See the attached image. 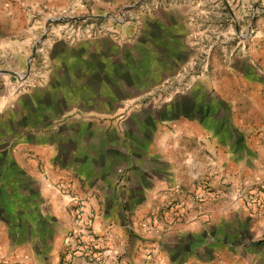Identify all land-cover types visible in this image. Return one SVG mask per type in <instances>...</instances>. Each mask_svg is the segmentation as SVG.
Returning <instances> with one entry per match:
<instances>
[{
	"label": "crops",
	"instance_id": "obj_1",
	"mask_svg": "<svg viewBox=\"0 0 264 264\" xmlns=\"http://www.w3.org/2000/svg\"><path fill=\"white\" fill-rule=\"evenodd\" d=\"M69 1L0 0L14 59L28 51L22 20ZM131 16L55 35L37 92L0 105V264H60L74 199L116 256L103 264H264V207L236 199L264 184V37L178 92L167 87L188 63L192 17L173 8ZM203 178L221 194L168 220L163 206Z\"/></svg>",
	"mask_w": 264,
	"mask_h": 264
},
{
	"label": "rangeland",
	"instance_id": "obj_2",
	"mask_svg": "<svg viewBox=\"0 0 264 264\" xmlns=\"http://www.w3.org/2000/svg\"><path fill=\"white\" fill-rule=\"evenodd\" d=\"M4 4L5 1L2 2L3 7H5ZM62 5H64L62 9L54 10V12L46 9L44 12H31L29 17L22 20L23 25L27 24L29 26L28 51L26 53L23 52L22 57L15 56L14 59V55H11L12 50L8 49L10 46L8 39L11 35L7 33L0 34V49H3L0 52V54L3 53L0 57V105L12 96L28 95L32 92H37L35 90L37 78L35 77H37V71L42 68L39 62L42 56L41 51L47 52L49 50L52 38L55 35H59L60 37L65 36L69 39L86 33H98L99 31L114 28L118 23H122V21L129 20L130 15L133 18H139L142 12H147L148 10L166 11L173 8L183 10L184 14L188 13L192 17L191 26L194 32L190 34L192 48L188 55V63L180 70V80L173 83L172 87H167L168 90L180 92L187 80L197 79V75H212L216 67L214 63L216 65L219 63L218 58L220 56L223 58V53L227 57L240 55L247 52L250 46L254 47V44L264 37V0H115L108 6L91 3V0H77L74 3L72 0L62 3ZM2 11H0V23L9 20L5 18L3 15L5 12ZM220 26L222 29H229L230 34L226 36L223 33H218L216 29ZM13 36L16 35L14 34ZM229 54L231 55L229 56ZM6 56H9L11 59H4L3 57ZM27 61L29 67L33 68V71L29 68V71L25 73ZM201 180L208 181L203 178L199 179L198 182ZM259 185L264 184L255 183L251 186ZM219 194H221V191H219ZM236 199L241 201L246 207L252 208L242 201L239 195ZM75 201L81 200L74 199L72 201L70 210L73 217V226L69 232H71L75 225ZM82 203L91 212L92 223L93 211L86 203ZM164 208L165 205L163 206V213L169 220ZM98 241L100 240L98 239ZM65 243L66 239L64 238L60 264L71 263H64L62 260ZM102 244L110 250L109 256L103 261L80 259L102 264L107 260H115L116 256L112 249L101 242Z\"/></svg>",
	"mask_w": 264,
	"mask_h": 264
},
{
	"label": "built area",
	"instance_id": "obj_3",
	"mask_svg": "<svg viewBox=\"0 0 264 264\" xmlns=\"http://www.w3.org/2000/svg\"><path fill=\"white\" fill-rule=\"evenodd\" d=\"M219 191L214 189L206 180H201L192 190L178 198L170 200L164 208L170 221H176L181 216L197 208L205 200L215 197ZM239 197L254 209L264 205V185L251 186L239 193ZM74 228L65 239L62 260L70 263L74 258H83L90 261H103L110 254V250L101 245L91 229V212L84 207L81 201H75Z\"/></svg>",
	"mask_w": 264,
	"mask_h": 264
},
{
	"label": "water",
	"instance_id": "obj_4",
	"mask_svg": "<svg viewBox=\"0 0 264 264\" xmlns=\"http://www.w3.org/2000/svg\"><path fill=\"white\" fill-rule=\"evenodd\" d=\"M27 66L29 67V63L27 62Z\"/></svg>",
	"mask_w": 264,
	"mask_h": 264
}]
</instances>
